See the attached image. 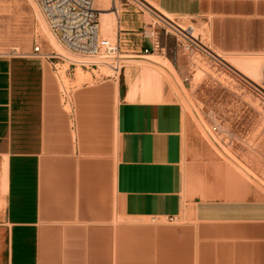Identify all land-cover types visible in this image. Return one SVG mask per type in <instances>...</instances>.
<instances>
[{"label":"crops","instance_id":"1","mask_svg":"<svg viewBox=\"0 0 264 264\" xmlns=\"http://www.w3.org/2000/svg\"><path fill=\"white\" fill-rule=\"evenodd\" d=\"M137 2L103 32L116 77L67 91L55 62L0 54V264H264V195L201 146L144 36L169 15L264 57V0Z\"/></svg>","mask_w":264,"mask_h":264},{"label":"rangeland","instance_id":"2","mask_svg":"<svg viewBox=\"0 0 264 264\" xmlns=\"http://www.w3.org/2000/svg\"><path fill=\"white\" fill-rule=\"evenodd\" d=\"M109 9L113 10L112 5ZM173 21L185 28L194 27L200 48L186 52L176 30L156 17L151 25L159 38L160 50L153 60L175 76L176 70L180 74L177 78L182 91L175 86V97L183 104L201 146L209 148L218 162L228 165L264 195V57L219 56L210 47L206 23L198 25L196 20L180 17H173ZM51 33L36 0H0V54H27L38 43L47 54H56L62 48L61 54L72 60L59 40L54 46ZM56 63L67 91L114 75L105 68L93 74L79 68L74 78L69 75V61Z\"/></svg>","mask_w":264,"mask_h":264},{"label":"built area","instance_id":"3","mask_svg":"<svg viewBox=\"0 0 264 264\" xmlns=\"http://www.w3.org/2000/svg\"><path fill=\"white\" fill-rule=\"evenodd\" d=\"M48 22L49 28L57 36L60 45L64 50L73 56L69 60L63 54H47L37 43L34 52L52 62H55V69L59 70L56 61H69L71 74H76L79 68L93 74L101 72L102 69L111 71L114 75L106 78H113L119 75L126 65L127 59L121 52L117 40L103 36L101 27V10L97 8V0H36ZM137 0H112V9H117V3L127 8ZM171 28L176 30L177 38L186 52L200 48L199 38H195V28L188 27V30L178 27L175 22L167 21L164 16H157ZM168 19V18H167ZM144 36L149 40L150 48L146 54H155L160 50V41L156 37L154 27L150 24L144 31ZM214 131H218L215 127ZM173 221V219L171 220Z\"/></svg>","mask_w":264,"mask_h":264},{"label":"bare ground","instance_id":"4","mask_svg":"<svg viewBox=\"0 0 264 264\" xmlns=\"http://www.w3.org/2000/svg\"><path fill=\"white\" fill-rule=\"evenodd\" d=\"M111 1L112 0H97L96 1V5H97V8L102 11L101 12V27H102V29H104L106 31H114V33H115V29H116L117 24H118V15L120 14V10H121V3L120 2L117 3V9L110 10L109 9V6L111 5ZM163 16L166 17V18H168V19H170V20H172V22H175V24L178 27H180L182 29H185V30H188V28H185V26L180 25L176 21H173V17H171L169 15H163ZM194 37L195 38H198L197 35H195V34H194ZM50 38H51L52 43L54 44V46H56L55 45L56 44L55 41L58 40L57 39V36L52 32L51 35H50ZM108 38H111V37H108ZM61 51L63 52V49L62 48L61 49H58V53L59 54L62 53Z\"/></svg>","mask_w":264,"mask_h":264}]
</instances>
